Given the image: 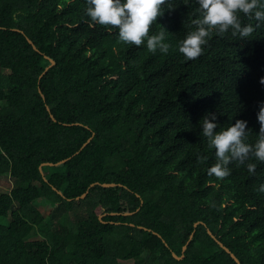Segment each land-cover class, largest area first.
Returning <instances> with one entry per match:
<instances>
[{
	"label": "trees",
	"instance_id": "obj_1",
	"mask_svg": "<svg viewBox=\"0 0 264 264\" xmlns=\"http://www.w3.org/2000/svg\"><path fill=\"white\" fill-rule=\"evenodd\" d=\"M87 6L0 0V264H264V161L209 174L199 122L243 119L257 139L264 22L238 12L249 36L212 28L186 59L196 0L161 5L149 34L162 26L167 52Z\"/></svg>",
	"mask_w": 264,
	"mask_h": 264
},
{
	"label": "clouds",
	"instance_id": "obj_2",
	"mask_svg": "<svg viewBox=\"0 0 264 264\" xmlns=\"http://www.w3.org/2000/svg\"><path fill=\"white\" fill-rule=\"evenodd\" d=\"M199 15L192 20L195 25L179 41L178 51L186 59H194L203 51L209 31L215 28L223 34L230 30L233 36L247 37L254 31L252 24H242L237 13L250 17L256 22H264V0H196ZM164 0H87L85 14L91 21L115 26L119 39L126 43L146 44L149 51L167 52L169 45L165 42V29L149 34V27L156 18L163 14L161 5ZM264 84V76L260 78ZM259 123L257 139L254 143L245 142L247 121L236 119L234 123L217 130L215 113L206 112L199 120L201 132L207 138L209 148L214 149L218 162L208 168L209 174L225 177L229 168L225 166L229 156L243 161L249 154L259 161H264V100L259 101L255 113ZM211 117V119H209ZM214 129H216L214 131ZM249 172L255 164L246 165ZM264 191V183L259 187Z\"/></svg>",
	"mask_w": 264,
	"mask_h": 264
},
{
	"label": "rangeland",
	"instance_id": "obj_3",
	"mask_svg": "<svg viewBox=\"0 0 264 264\" xmlns=\"http://www.w3.org/2000/svg\"><path fill=\"white\" fill-rule=\"evenodd\" d=\"M11 181L12 180L9 177V175H1L0 176V190L9 189L10 188Z\"/></svg>",
	"mask_w": 264,
	"mask_h": 264
}]
</instances>
